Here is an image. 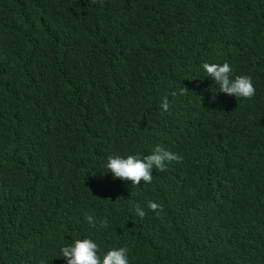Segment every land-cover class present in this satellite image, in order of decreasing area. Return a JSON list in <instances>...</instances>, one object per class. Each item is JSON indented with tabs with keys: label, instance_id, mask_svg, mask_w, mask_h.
<instances>
[{
	"label": "trees",
	"instance_id": "16d2710c",
	"mask_svg": "<svg viewBox=\"0 0 264 264\" xmlns=\"http://www.w3.org/2000/svg\"><path fill=\"white\" fill-rule=\"evenodd\" d=\"M225 61L251 99L202 68ZM157 145L182 159L151 183L105 167ZM83 238L129 264H264V0H0V264H67Z\"/></svg>",
	"mask_w": 264,
	"mask_h": 264
},
{
	"label": "clouds",
	"instance_id": "9594fccd",
	"mask_svg": "<svg viewBox=\"0 0 264 264\" xmlns=\"http://www.w3.org/2000/svg\"><path fill=\"white\" fill-rule=\"evenodd\" d=\"M202 68L219 85L221 92L244 99H251L255 95L252 78L248 75L233 77V69L228 62L225 61L222 64L205 62ZM186 91L184 87L181 94ZM172 95L175 96L176 93L173 92ZM162 108L164 111L169 110L167 99L162 101ZM181 159L180 155L157 145L151 154L143 157L109 155L105 167L113 177L129 180L133 185H139L140 181L151 183L153 168L165 171L168 163L179 162ZM147 207L157 215L162 210V205L154 201H149ZM135 212L141 218L145 215L139 205L135 206ZM85 219L89 225L95 226L97 223L93 215H87ZM101 226H104L103 222ZM60 252L61 256L66 258L67 264H129L128 250L125 247L109 248L101 256L99 246L90 238L74 239L70 244L63 246Z\"/></svg>",
	"mask_w": 264,
	"mask_h": 264
}]
</instances>
